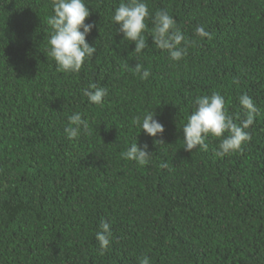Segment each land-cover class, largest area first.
Masks as SVG:
<instances>
[{"label":"trees","instance_id":"obj_1","mask_svg":"<svg viewBox=\"0 0 264 264\" xmlns=\"http://www.w3.org/2000/svg\"><path fill=\"white\" fill-rule=\"evenodd\" d=\"M85 2L96 52L65 73L46 55L52 0H0V264H264V0H146L192 41L180 61L150 31L133 51L112 21L120 0ZM92 83L107 89L100 105L83 95ZM214 91L236 123L239 96L252 97L251 139L223 157L213 137L187 152L193 101ZM147 111L162 136L133 124ZM75 112L89 127L69 140ZM133 142L148 145L146 165L122 157Z\"/></svg>","mask_w":264,"mask_h":264},{"label":"clouds","instance_id":"obj_2","mask_svg":"<svg viewBox=\"0 0 264 264\" xmlns=\"http://www.w3.org/2000/svg\"><path fill=\"white\" fill-rule=\"evenodd\" d=\"M52 9L53 14L47 18L50 32L46 55L55 61L58 72L78 73L85 59L91 58L96 52L95 44L87 40L93 28L96 27L95 23L85 22L86 18L90 17L91 10L85 0H52ZM149 19L153 25L150 30L146 23ZM112 21L119 25L117 32L123 35V40L134 43L133 51L136 53H141L148 47L144 35L147 31L151 33L152 44L166 51L172 61H180L187 54V48L192 43L177 27L176 20L168 11L158 10L152 15L146 0H120ZM194 32L200 37L209 36L201 25H197ZM142 67L138 63L135 69L141 73L142 78L146 79L149 72L141 71ZM82 91L90 104H102L107 95V89L95 83ZM238 99L240 107L245 110V117L236 123L233 117L228 115L225 98L219 92L196 96L193 101V110L186 117L187 122L182 127L184 150L207 151L209 145L206 141L209 137L219 138L216 154L221 157L241 150L243 143L251 139V134L246 129L254 124L258 109L247 93L241 94ZM68 121L69 124L64 131L69 140L78 138L81 130L88 131V121L81 113L75 112L69 115ZM132 122L151 137L162 136L165 131V126L156 117L155 111H147L142 116L138 115ZM157 141L163 142L162 139ZM121 155L143 166L149 162L151 152L147 144L140 146L137 142H133ZM100 229L96 233V239L101 249H107L112 235L111 225L108 221L102 220ZM140 264H149V258L144 256Z\"/></svg>","mask_w":264,"mask_h":264}]
</instances>
